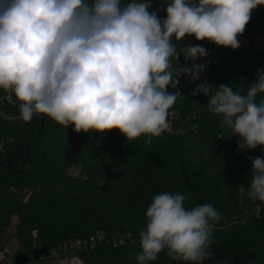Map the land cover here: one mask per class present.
I'll return each instance as SVG.
<instances>
[{
    "label": "trees",
    "instance_id": "trees-1",
    "mask_svg": "<svg viewBox=\"0 0 264 264\" xmlns=\"http://www.w3.org/2000/svg\"><path fill=\"white\" fill-rule=\"evenodd\" d=\"M131 0H122L127 4ZM170 3L171 0H168ZM164 0H151L149 12L166 18ZM241 36L248 41L237 49L186 36L173 43L180 52L171 59L173 81L168 91H179L168 110V128L159 136L127 141L118 131L75 132L48 116L34 114L30 121H0L5 151L0 155V238L17 217L13 236L18 253L51 249L73 239H89L98 232L105 239L77 255L84 264H138L142 251L139 231L145 227L148 206L162 192L182 193L187 208L211 204L221 219L216 223L212 254L203 264H264V202L247 195L252 180V161L261 147L238 148L239 137L220 126V117L208 110L209 97L221 84L246 95L264 70V16L250 19ZM200 44L208 55L200 76L207 82L208 96L192 95L196 85L177 75L181 66L191 67L181 49ZM199 76V77H200ZM257 104L264 101L258 93ZM114 176L108 178L107 173ZM245 187V194L238 192ZM37 238H32V231ZM4 245V243H3ZM148 264H193L172 260L167 249Z\"/></svg>",
    "mask_w": 264,
    "mask_h": 264
},
{
    "label": "clouds",
    "instance_id": "clouds-1",
    "mask_svg": "<svg viewBox=\"0 0 264 264\" xmlns=\"http://www.w3.org/2000/svg\"><path fill=\"white\" fill-rule=\"evenodd\" d=\"M166 18L149 12L151 0H0V90L18 102L19 118L42 114L79 132L118 130L127 141L159 136L168 128V110L181 92H169L173 43L186 36L237 49V39L264 0H164ZM191 67L181 66L190 82L199 78L208 55L200 45L181 49ZM201 83L192 95L208 96ZM264 70L246 95L221 84L208 96V110L220 126L238 136L240 150L264 152ZM15 97V101L12 97ZM252 180L247 195L264 202V156L249 157ZM241 196L245 187L239 186ZM182 193L155 195L139 231L138 264L155 261L167 249L170 259L203 264L221 216L211 204L187 208Z\"/></svg>",
    "mask_w": 264,
    "mask_h": 264
},
{
    "label": "built area",
    "instance_id": "built-area-1",
    "mask_svg": "<svg viewBox=\"0 0 264 264\" xmlns=\"http://www.w3.org/2000/svg\"><path fill=\"white\" fill-rule=\"evenodd\" d=\"M190 45H193V41L189 42ZM200 61L203 59L198 58ZM190 82V78H186ZM204 82V80H203ZM200 78L191 81L193 85H199L201 83ZM5 95L2 90H0V121L6 123H12L19 120V110L18 102H9L8 100L3 99ZM12 100L15 101V97H12ZM5 151L4 140L0 137V155ZM260 156H264V152ZM32 238H37V231L33 230ZM105 239V234L103 232H98L97 234L91 236L89 239H73L65 241L58 246H55L51 249H48L47 255L41 256L38 260L34 261L33 259L27 264H84L82 259L77 255L82 250L93 249L97 242ZM34 253V252H33ZM32 253V254H33ZM13 255L9 254L5 245L0 238V264H15Z\"/></svg>",
    "mask_w": 264,
    "mask_h": 264
},
{
    "label": "rangeland",
    "instance_id": "rangeland-1",
    "mask_svg": "<svg viewBox=\"0 0 264 264\" xmlns=\"http://www.w3.org/2000/svg\"><path fill=\"white\" fill-rule=\"evenodd\" d=\"M263 16H264V5H260L256 9L252 10L251 19L258 20L261 19ZM237 39L239 41V44L242 45L243 47L248 44V41L245 40L241 35H239ZM254 44L256 49L263 47L264 38L262 36L256 37L254 40ZM199 78L201 82H203L204 76L202 75ZM16 223H17V217L14 216L12 218V226L8 230L4 231L1 237V241L4 243L7 251L11 255H13V253L17 249V241L16 238L13 236Z\"/></svg>",
    "mask_w": 264,
    "mask_h": 264
},
{
    "label": "water",
    "instance_id": "water-1",
    "mask_svg": "<svg viewBox=\"0 0 264 264\" xmlns=\"http://www.w3.org/2000/svg\"><path fill=\"white\" fill-rule=\"evenodd\" d=\"M108 178H112L114 175L111 172L107 173ZM48 253V248L46 246H43L40 250L35 251L32 256L30 257L26 253H18L14 256V262L15 264H27L29 263L32 259L34 261L38 260L41 256L47 255Z\"/></svg>",
    "mask_w": 264,
    "mask_h": 264
}]
</instances>
